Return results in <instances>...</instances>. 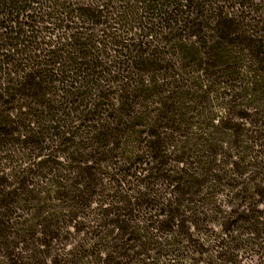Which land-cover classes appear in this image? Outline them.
I'll return each instance as SVG.
<instances>
[{
  "label": "trees",
  "instance_id": "obj_1",
  "mask_svg": "<svg viewBox=\"0 0 264 264\" xmlns=\"http://www.w3.org/2000/svg\"><path fill=\"white\" fill-rule=\"evenodd\" d=\"M249 251L264 264V0H0V264Z\"/></svg>",
  "mask_w": 264,
  "mask_h": 264
},
{
  "label": "rangeland",
  "instance_id": "obj_2",
  "mask_svg": "<svg viewBox=\"0 0 264 264\" xmlns=\"http://www.w3.org/2000/svg\"><path fill=\"white\" fill-rule=\"evenodd\" d=\"M79 238L81 239H84L85 238V235H84V233H79V234H77V236H76V239L75 240H79ZM74 241V238H70L67 242H70V243H72ZM75 242V241H74ZM69 243V245H65L67 248L66 249H68V248H70L69 246H71L72 244H70ZM243 262H245L246 264H262V259H261V256L260 255H257V254H255L254 252H251V251H249L248 253H245L244 255H243ZM102 259H103V256H102Z\"/></svg>",
  "mask_w": 264,
  "mask_h": 264
}]
</instances>
